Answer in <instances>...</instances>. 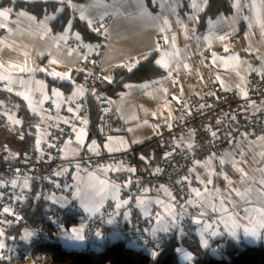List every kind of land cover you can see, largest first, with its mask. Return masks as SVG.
<instances>
[{
    "label": "crops",
    "instance_id": "obj_1",
    "mask_svg": "<svg viewBox=\"0 0 264 264\" xmlns=\"http://www.w3.org/2000/svg\"><path fill=\"white\" fill-rule=\"evenodd\" d=\"M11 1L12 4L8 5L0 0V11L7 9L10 12L7 18L0 16V25H6L0 27V77L7 76L11 81L8 83L0 79V88L5 91L9 87L12 89L11 92L7 91L16 99V107L12 111L18 113L24 108L36 116L37 148L46 141L50 125L48 120L58 127L69 128L71 131L63 142L64 162L58 167L56 174L72 175L74 191L71 197L63 194L50 195L49 200L58 206H70L72 201L79 206V199L75 196L76 187L79 186L83 194L87 191L88 183L93 176L115 182L111 171H102L109 165L91 167L87 162L80 161L85 149L95 148L96 151L104 153H119L152 139L159 125L170 123L175 118L180 98L189 94L193 88L189 84L190 80L196 81V87H202L207 82V74L211 72L221 88L241 95L243 91L247 95L242 96L248 97L249 77L264 70V0H231L232 9L229 12L221 11L204 23H201V15L206 11L209 0H206V4L204 0H196L199 5L196 9L191 7L192 0H151V4L147 0ZM19 1L54 2L59 6L38 17L25 7L16 5ZM66 6L71 13L69 21L71 26L68 27V22L62 29L56 30L52 21ZM75 16L86 17L84 20H90L93 28L102 30L101 34L106 33V44L102 54L105 88L115 83L118 76L116 69L120 65H124L129 71L128 66L144 60L151 54H154L155 62L163 59L169 64L168 68L160 66L165 71L163 77L123 83V88L114 95V103L126 130L105 138L94 133V118L89 110L87 112L73 108L71 112L67 110L71 108L69 102H79L88 94L83 61L92 54L94 47L92 42L85 41L82 34L73 29L72 19ZM165 36L168 38L167 41L164 39ZM17 66L34 71L20 72ZM53 71L66 73L70 77L63 80L58 78L61 82L71 84L69 90L57 84H49L47 77L54 78L49 74ZM20 80L25 83H19ZM53 89L61 95L55 96ZM78 89L83 91V95L77 94ZM17 93L29 96L31 106L29 100H25ZM44 96H48L49 99L44 100ZM250 105L256 112H260L264 109V100L259 103L251 102ZM65 120L68 123H65ZM2 127L3 125L0 130ZM81 129L84 130L83 136L77 139ZM8 134L0 135V148H9L4 140V136ZM105 145L124 150L109 152ZM198 167L203 182L199 190L206 200L205 208L198 210L207 211L206 219L211 223L218 215L227 214L213 213L209 205L215 203L217 208L224 205L232 213L235 223L242 226L238 229L240 240L237 241L227 235L219 221H217L219 230L224 233L219 237H211L208 233L201 236L200 226L195 225L194 233L201 245L204 247L205 239L208 241L205 248H209L215 242L212 251L218 253L220 247L229 240L253 244L243 237V227L258 228L264 219L260 212L255 211L264 208V139H241L231 149L227 158L204 161ZM244 173H247V176ZM25 181L28 180H20L15 185L18 199H25L32 188V183L29 181L28 186L23 183ZM2 182L3 180L0 184ZM237 191L242 195H237ZM141 195L165 200L155 193L147 192ZM200 202L201 198H195V203ZM155 206H152V210ZM128 207L129 205L120 209V215L108 218L107 221L112 220L113 223L106 222L105 229L93 231L92 239L85 240L83 244L86 246L83 249L102 248L103 246L99 244L105 237L111 240L122 239L123 235L114 230L113 225L131 224L135 212L142 215L141 210ZM129 209L130 215L125 219L124 213ZM245 209L248 211H244ZM73 227H82L84 234L87 223L79 222L69 229ZM155 227L153 221L150 234ZM212 230H217V226L214 225L210 231ZM261 231L264 236V230ZM97 232H101L102 238L96 237ZM168 233L177 235L180 231L172 229ZM260 242H264V239L254 244ZM181 249H183L179 252L181 263L194 264V255L189 248ZM185 253L190 254L192 259H184Z\"/></svg>",
    "mask_w": 264,
    "mask_h": 264
},
{
    "label": "built area",
    "instance_id": "obj_2",
    "mask_svg": "<svg viewBox=\"0 0 264 264\" xmlns=\"http://www.w3.org/2000/svg\"><path fill=\"white\" fill-rule=\"evenodd\" d=\"M103 38L93 43L92 54L83 61L84 76L88 94L79 102H69V107L82 109L87 112L90 108L89 100L94 101L99 107V117L96 123L97 135L105 138L126 130L125 123L118 116L114 103V95L106 92L103 81L104 68L102 54L106 44V33ZM125 68L120 65L116 70ZM193 86L189 94L183 95L175 111L172 122L159 125L153 139L158 145L147 155L137 146L125 152L104 153L85 149L80 161L87 162L91 167L105 165H121L122 169H135V171L122 170L112 172L115 182L124 184L128 180L132 183L122 188L121 198L133 197L129 207L136 210L135 198L143 193V189H150L148 193H155L165 198L160 186L169 189L176 197V207L188 208L189 214H196L199 210L186 204L192 199L193 188L200 189L202 182L199 176L198 165L204 161L227 158L229 152L241 139H264V109L256 112L250 105L251 102L259 103L264 100V70L254 73L249 77V96L244 97L240 93L230 92L221 88L213 73L207 74V82L202 87H196V81L190 80ZM0 127L6 121L4 111L14 110L16 99L7 91L0 88ZM45 143L31 152L12 151L10 148H0V181H7L6 185H0V229L6 230L19 224L27 223V219L21 210L25 207V200L16 197V183L20 180H28L38 185L36 195L38 198L49 199L50 195L63 194L71 197L74 191L72 175H57L56 171L64 160L62 157V145L71 134L69 128L58 127L50 120ZM215 133V136L212 135ZM191 145V147H188ZM170 154V155H168ZM74 164V162H72ZM159 169V171H157ZM187 177V180L183 178ZM15 181V185H13ZM114 201L109 202L102 209L103 215L83 216L87 227L84 235L87 240L92 239V232L99 230L106 224L114 210ZM7 207L9 212L3 209ZM81 210L78 204L72 201L70 206L63 207L50 205L45 211V219L55 228L58 236L63 235L67 226V215L75 214ZM159 210L157 206L153 212ZM143 215L135 212L133 222L125 225H113V229L127 238L135 248L151 249L158 241L167 242L174 234L159 233L153 237L149 230L153 224ZM183 231L175 237L183 240L194 234L196 227L186 218L182 223ZM45 233V229H36L33 237L38 239ZM12 240H6L0 245V253L14 264H43L39 260L27 258L22 261V255L12 249ZM109 241L105 237L99 244L104 246Z\"/></svg>",
    "mask_w": 264,
    "mask_h": 264
},
{
    "label": "trees",
    "instance_id": "obj_3",
    "mask_svg": "<svg viewBox=\"0 0 264 264\" xmlns=\"http://www.w3.org/2000/svg\"><path fill=\"white\" fill-rule=\"evenodd\" d=\"M83 1V0H76ZM151 4V0H147ZM4 4L11 5V0H2ZM16 5L25 7L29 11L33 12L38 17L43 16L50 10L58 8V4L54 2H23L19 1ZM232 9L231 0H209V5L206 11L201 15V23H204L207 19L213 18L221 11L229 12ZM71 19V13L69 7L58 14L56 19L52 21L54 29H62ZM72 27L82 34L85 41L96 43L100 41L102 36V30L95 31L87 23L86 20L81 19L79 16H75L73 19ZM117 79L111 87L105 88L106 92L111 95H116L122 88L123 83L127 81L141 82L160 78L164 76L165 71L155 63L154 54H151L146 59L140 61L138 66L132 71H127L126 67L116 70ZM49 84H57L66 90L70 89L71 84L60 81L58 78L47 77ZM89 112L94 118V133L96 132V123L99 117L98 105L89 100ZM19 116L23 117V124L21 127H17L12 130L20 142L19 151L31 152L37 148L36 146V116L31 115L24 108L18 112ZM5 134L3 130H0V135ZM158 143L152 138L144 143L137 145L140 151L150 154L152 148L156 147ZM38 185L36 182L32 183V188L26 196L25 207L21 210V214L27 219V223L12 226L10 229L2 230L0 235V243L12 240V249L17 250L22 255V261L25 262L27 258L32 260H43L49 264H154V259L151 255L153 252H157L155 260L158 264H182L179 259V252H176V248L188 247L191 253L194 255V264H264V242L257 244H250L247 242L236 243L234 241H227L218 250V253L212 251L215 244L209 248H205L201 245L196 234L179 240L177 237H170L167 242L158 241L151 249L135 248L130 241L122 236V239L109 238V241L102 248L87 247L82 250L68 249L59 240V236L55 232L54 226L45 219V211L48 206L55 205L49 199L44 197L38 198L36 195ZM85 215L82 210L77 211L75 214L67 215L66 230L72 225L84 222L83 216ZM98 214L97 216H99ZM96 216V217H97ZM113 217V216H111ZM123 223V222H122ZM127 224V223H124ZM123 225V224H122ZM31 228L33 232L36 229H45V233L38 239L32 236L29 238L25 235V228ZM106 228V224L103 225L98 231ZM101 234V232H100ZM34 235V234H33ZM92 237V236H91ZM7 240V241H6ZM91 240V239H90ZM0 264H14L11 260L6 259L0 253Z\"/></svg>",
    "mask_w": 264,
    "mask_h": 264
},
{
    "label": "snow or ice",
    "instance_id": "obj_4",
    "mask_svg": "<svg viewBox=\"0 0 264 264\" xmlns=\"http://www.w3.org/2000/svg\"><path fill=\"white\" fill-rule=\"evenodd\" d=\"M63 2V0H61ZM206 4V0H204ZM191 7L193 9H196L199 7V5L196 3V0H192ZM202 10V9H201ZM10 15V12L7 9H4L0 11V16H3L7 18ZM81 19H87L84 16L80 17ZM89 25H91V21H87ZM71 22H69L68 27L70 28ZM0 27H6V25H0ZM95 31H99V29H95ZM77 38L79 39V36L77 35ZM165 41H167V37H164ZM220 39H224V37H220ZM87 46V45H86ZM227 51V49H225ZM147 57H145L146 59ZM140 61H136L134 64L128 66V70L131 71L133 68L136 67L137 64H139ZM53 63H58L57 61H53ZM157 65L163 67V68H168L169 64L163 60H157L155 62ZM20 72H32L34 71L33 69L27 68V67H19ZM40 71H46L45 69H40ZM51 76L54 78H59V79H70V77L66 73H61V72H56L53 71L49 73ZM0 79L11 83L9 77H0ZM107 79V78H105ZM19 83H25L23 80H20ZM7 91L11 92L12 89L9 87L6 89ZM53 94L55 96H60L61 94L53 89ZM77 94L83 95V91L78 89ZM17 95L23 96L25 100H29V105L31 106V101L29 96L25 95L24 93H17ZM242 95L246 96L247 93L242 91ZM48 96H44V100H48ZM40 103H43V101H40ZM3 106V101L0 100V107ZM59 107V105H57ZM35 110V109H33ZM69 112L73 111L72 108L67 109ZM4 115L7 116V113H4ZM7 118L12 121L13 124H20L21 121L18 119H14L13 116H7ZM65 123H68L67 120L64 121ZM86 123V121H85ZM83 129L80 130V135H78L77 139H81L83 136ZM213 136H215V133H212ZM111 139V138H110ZM188 147H191L189 145ZM105 148L109 152H114V151H122L124 149L122 148H111L108 145H105ZM94 152L96 151L95 148L92 149ZM170 155V154H168ZM122 170H127V171H135V169H122V168H117L113 167L111 165L107 166L106 168L102 169V171H111V172H119ZM159 171V169H157ZM241 171H243L241 169ZM62 174V173H58ZM245 176H247V173H244ZM184 180H187V177L183 178ZM13 185H15V181L12 182ZM132 183L131 180H128L124 184L116 183L109 181L107 179H99L95 176L90 178V182L88 183L87 186V191H84L82 194V189L77 186L75 190V196L79 199V207L82 209L84 213H87L89 216L95 217L98 214L103 215L102 209H104L105 204L108 203L109 200L114 201V210L113 213L110 215H120V209L125 208L130 204L131 201H133L132 196H128L126 198H121V191L122 188L128 187ZM203 183V182H202ZM211 183V181H209ZM161 190L163 191L164 195L169 197L170 199L164 200V199H152L150 197H147L146 195H141L140 197L135 198V207L139 210H141L142 215L148 219L150 222L152 220L155 221L156 227L152 229L151 235L153 237H156L159 233H168L172 229H176L179 231H183L181 225L184 222L186 218L190 219L191 223L193 225L200 226V235L203 236L205 233H208L211 237H219L222 236L224 233H222L219 230V224H223L224 230L227 233V235L231 236L234 238V240L239 241L240 236L238 233V229H240L242 226L235 223L233 219L232 213L229 212L228 208L224 205H222L220 208H217L215 206V203H212L209 205L211 211L213 213H224L227 214L225 215H218L215 219L212 220L211 223L207 222V211H198L196 214H189L187 213V210L183 211H178L176 207V197L172 194V192L167 189L164 186H160ZM143 193H147L150 191V189H143ZM192 193L194 194L192 199H188L186 201V204L189 207L196 208V209H204L206 205V200L203 199V194L201 191L197 188H193ZM205 192H207V189H205ZM237 195H242V193L237 191ZM195 198H201V202L199 204L195 203ZM67 201L65 200V203ZM156 205L159 210L153 212L152 206ZM183 208V206H181ZM5 213L9 212L10 209L5 207L3 209ZM244 211H248L245 209ZM255 211H258L261 213L262 216H264V208L256 209ZM130 215V209L129 211H126L124 213L125 219H127ZM219 221V224L217 223ZM108 223H113L112 220H108ZM217 226V230H212L213 226ZM259 229V230H258ZM264 230V219L261 220V222L257 227H243V237L247 238L248 241L251 243H256L257 241H261L264 239V236H262V231ZM2 231H0V235H2ZM97 238H102L101 234L97 232L96 234ZM28 236H31V233L28 234ZM63 238L67 242L69 247H78L81 244H83L86 240L85 235L83 234V228H71L69 230H66L63 233ZM204 247L208 246V241L205 239L203 241ZM0 247H3V245H0ZM176 252H181L183 249L181 248H176ZM153 259H154V264H158V261L155 260L156 256L158 255L157 252L151 253ZM184 259L186 260H191L192 257L190 254L185 253Z\"/></svg>",
    "mask_w": 264,
    "mask_h": 264
},
{
    "label": "rangeland",
    "instance_id": "obj_5",
    "mask_svg": "<svg viewBox=\"0 0 264 264\" xmlns=\"http://www.w3.org/2000/svg\"><path fill=\"white\" fill-rule=\"evenodd\" d=\"M4 113H7V116H13L14 119H18L21 121L20 124H13L12 121H10L7 116L5 115L6 117V121L4 122L3 124V127L1 128V130H3L5 132V134H8L6 136H4V140L7 142V145H9V148L12 150V151H16L18 148H19V145H20V142L18 141V139L16 138V136H14L12 133V130L17 128V127H21L22 124H23V119L21 116L18 115L17 111H12V110H6L4 111ZM23 183H26L28 186H29V181H25ZM0 185H6L5 184V180H3V182L0 184ZM30 189V188H29ZM21 191H22V188H21ZM129 208V207H128ZM31 233V236H28V234ZM34 232L31 228H25V235L29 238H32ZM59 240L61 242H63V244L65 245L66 244V247L68 249H75V250H82L86 245L85 244H81L80 246L78 247H69L67 242L65 241V239L63 238V235L59 236ZM43 264H49L43 260H40Z\"/></svg>",
    "mask_w": 264,
    "mask_h": 264
}]
</instances>
